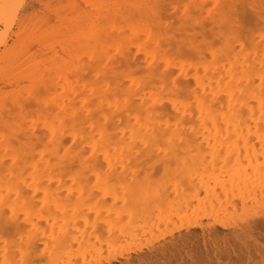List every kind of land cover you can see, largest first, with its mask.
Segmentation results:
<instances>
[{
    "label": "rangeland",
    "instance_id": "374dc122",
    "mask_svg": "<svg viewBox=\"0 0 264 264\" xmlns=\"http://www.w3.org/2000/svg\"><path fill=\"white\" fill-rule=\"evenodd\" d=\"M192 3L202 6L189 10L197 16L208 15L206 6L218 5L212 10L217 19L195 25L184 10ZM89 5L102 10L94 12ZM145 5H151V14L146 11L151 15L149 21L125 18L127 7ZM262 5L264 0H0V196L5 200L8 192L9 197L6 203L0 200V264H88L122 249L140 247L185 220L203 224L108 264H264ZM157 12L160 16L156 14V18ZM34 14L40 16L33 21L39 28L27 24ZM84 14L86 21L79 32L72 31L66 37L56 32L55 39L44 44L45 49L35 44L24 52L32 33L41 35L47 29L46 20L49 26L58 27L59 18L67 21V17L77 19ZM233 15L239 17L235 31L228 22ZM26 26L30 29L24 34ZM201 41L216 46L224 42L226 52L207 59L203 49L208 45ZM192 44H198L199 49L193 50ZM113 47L121 49V67L143 68L165 60L170 63L157 71L160 77L156 75L147 91L137 81L139 92L143 90L139 105L115 124L109 122L105 151L115 180L109 184L98 172V180L89 175L73 184L71 173L53 176L47 170L55 155L40 150L45 126L39 122L58 114L78 113L93 104L103 81V76L97 75L101 60ZM22 56L21 62L27 58L32 61L26 60L17 70L10 69V62ZM52 58L58 64L52 63ZM254 71L262 73L255 78ZM173 78L181 86V99L173 105L163 104L161 113L165 127H178L172 145L163 152L156 148L155 155L149 152L148 156L128 150L125 137L133 143L138 141L140 114L154 92L170 93ZM230 89L237 100L233 107ZM210 113L217 117L215 123L209 119ZM223 115L230 121L223 122ZM33 121L37 122L33 133L40 145L38 157H28L32 166L19 160L5 166L6 158L14 155L19 144L18 138H2L5 124L11 128L16 122ZM143 130L148 131L147 127ZM68 139L65 133L64 140ZM112 163L120 166L119 171ZM21 172L23 180L29 177L28 184L38 179L39 191L23 185L26 190H21L27 194L21 191L22 198L16 189L11 191L16 183L10 188L9 176L16 181ZM34 172L36 177L32 179ZM215 218L232 227H221L213 221Z\"/></svg>",
    "mask_w": 264,
    "mask_h": 264
},
{
    "label": "snow or ice",
    "instance_id": "6c2138e0",
    "mask_svg": "<svg viewBox=\"0 0 264 264\" xmlns=\"http://www.w3.org/2000/svg\"><path fill=\"white\" fill-rule=\"evenodd\" d=\"M200 7L201 5L198 3L184 6L187 18L195 25L217 19L212 10L216 9L218 5L206 6L207 16L193 15L189 11ZM226 7L233 6L228 5ZM261 17L264 18V5L261 8ZM228 22L233 26V31L239 28L238 15L231 16ZM200 43H207L208 45L206 49H203L207 59H211L215 55H223L227 49L224 42L220 43L219 46L207 41H201ZM191 47L193 50L199 49L198 44H192ZM120 59L121 49L119 47H113L102 58L97 75H102L103 81L100 82V88L93 104H89L88 107L83 108L78 113L58 114L39 122L45 126L43 147L40 150L55 155L54 163L49 166L48 170L51 171L53 176L69 172L73 184H75L77 178L88 177L89 175L98 180L97 173L99 172L107 183L110 184L115 180V174L111 172V161L105 152L110 138L108 133L109 122L115 124L125 112L132 111L139 104L141 95L137 88V81L147 91L156 78L157 71L164 69L170 63V61L165 60L155 66L145 64L143 68L135 66L121 67L118 63ZM180 93L181 86L175 78L170 82V93L154 92L153 97L148 101V107L140 114L142 121L140 138L133 143L125 137V147L127 149L132 152L139 150L145 156H148L149 152L155 155L156 148L163 152L165 148L172 145L178 127L173 128L171 124L165 127L164 117L161 114L163 111L162 105L165 103L173 105L174 101L178 102L181 99ZM153 104L157 107H153ZM176 123L178 126L179 117H177ZM36 125V121L32 123L16 122L15 126L11 128H9V124H5L2 138L7 140L19 139L14 155L6 158L5 166L16 164L18 160L21 164L27 163L29 156L33 160L37 158V148L40 145L36 143V137L33 133V128ZM145 127L148 129L147 133L143 130ZM21 131L23 135H21ZM65 133L69 136L68 140H64ZM51 158L50 155L49 159ZM149 163H152L151 159ZM119 167L117 165V171H119ZM48 171H46V175ZM44 195L47 197L46 192ZM52 198H55L54 194Z\"/></svg>",
    "mask_w": 264,
    "mask_h": 264
},
{
    "label": "bare ground",
    "instance_id": "6f19581e",
    "mask_svg": "<svg viewBox=\"0 0 264 264\" xmlns=\"http://www.w3.org/2000/svg\"><path fill=\"white\" fill-rule=\"evenodd\" d=\"M156 4V3H155ZM157 4H158V2H157ZM159 5V4H158ZM125 5H123V7H124ZM127 6V5H126ZM146 6H148V5H145L144 7L143 6H137V7H127L128 9L125 11V9H126V7H125V9H124V11L125 12H129L127 15L125 14V12H124V14H125V18L126 19H130V17L132 16V18H134V19H137V20H147V18L149 17L150 19H151V15L150 16H148V13L150 12V14H151V5H149L147 8H146ZM47 7V10H49L50 9V5H47L46 6ZM89 7L92 9V10H94V12L96 11L97 13H100L101 12V8H95V5H89ZM150 7V8H149ZM157 8H158V6H156ZM202 7V6H201ZM95 8V9H94ZM118 8V7H117ZM120 8V7H119ZM149 8V9H148ZM155 8V7H154ZM159 8H160V6H159ZM74 9V8H73ZM201 9V8H200ZM122 10H123V8H122ZM120 11V10H119ZM146 11L148 12V13H146ZM224 11H226V10H224ZM224 11H222V13L224 12ZM110 12V11H109ZM115 12V11H114ZM122 11H120L119 13H121ZM155 12H156V10H155ZM112 13V12H111ZM123 13V12H122ZM161 13V12H160ZM225 13V12H224ZM223 13V14H224ZM81 14V13H80ZM156 14H159L158 12L157 13H155V16H156ZM220 14V13H219ZM36 15V16H35ZM74 14H72V16H73ZM99 15V14H98ZM121 15V14H120ZM128 15H130V16H128ZM39 15H37V14H34L33 16H31L32 17V19L30 18L29 20H28V26H31L30 24H33V26L35 27V25L37 24V22H36V24H35V22L33 23V21L38 17ZM68 16V15H67ZM66 16V17H67ZM70 16V15H69ZM76 16H79V13H77V15ZM82 16V17H81ZM80 17H75V18H77V19H70V18H73V17H70L69 18V20H68V17H67V21H65L66 20V18H64V19H60L59 18V24H58V27H51V26H49V22H48V20H46V22L47 23H45L46 25H47V29L45 30V31H43L42 33H41V35H37V33L36 32H33L32 33V35H31V37H29V39H28V41L26 42V44H25V46H23V43H22V46H23V48H25V53H26V50L27 49H29L30 47L32 48V47H34L33 45H35V44H38V46H44V44L46 45V43H48L51 39H55V35L56 34H58V33H60L59 34V36L60 35H65V37L67 36V33H72V31L74 32V31H80L81 29H83L82 27H83V24L85 23V19H84V17H85V14L84 15H81ZM122 16V15H121ZM126 16H128L129 18H127ZM152 16H153V14H152ZM158 16V15H157ZM157 16H156V18H157ZM159 16H160V14H159ZM158 16V17H159ZM222 15H220V17H221ZM225 16V15H224ZM40 17V16H39ZM219 17V20L220 19H222V18H220ZM131 18V19H132ZM149 18H148V21H149ZM155 18V17H154ZM225 18V17H224ZM38 19H40V18H38ZM42 19V18H41ZM43 19H45V17L43 18ZM46 19H48V18H46ZM125 19V20H126ZM226 19V18H225ZM37 20V19H36ZM68 24H66L65 22ZM148 21H146V22H148ZM151 21H153V20H151ZM29 22H30V24H29ZM32 22V23H31ZM24 23V22H23ZM26 23V22H25ZM43 23V22H42ZM43 23V24H44ZM67 26H66V25ZM25 25V24H24ZM32 26V30H35L34 29V27ZM27 27V26H26ZM36 27H37V25H36ZM40 27V26H39ZM39 27H37V28H39ZM135 27V26H134ZM29 29H30V27H27V28H24V30L25 31H23L24 32V34L27 32V30L29 31ZM71 31V32H70ZM96 31V30H95ZM56 32H58V33H56ZM91 35V34H90ZM94 35V34H93ZM150 35V34H149ZM155 35V34H154ZM153 35V36H154ZM152 36V35H151ZM152 36V38H154ZM139 37V36H138ZM137 37V38H138ZM159 37L160 36H158L157 35V39H159ZM156 38V37H155ZM154 38V39H155ZM93 39V38H92ZM140 38H138V40H139ZM143 41V40H142ZM152 41V40H151ZM246 44V43H245ZM145 46H146V44H144ZM259 45V44H258ZM52 46H54V45H52ZM145 46H143V47H145ZM264 46V45H263ZM47 47H48V45H47ZM46 47V48H47ZM261 47V46H260ZM22 48V49H23ZM30 48V49H31ZM40 48V47H39ZM49 48H50V46H49ZM29 49V50H30ZM44 49H45V46H44ZM144 49V48H143ZM28 50V51H29ZM259 50V49H258ZM32 51V50H31ZM23 52V51H22ZM30 52V51H29ZM262 52V51H261ZM237 53V52H236ZM29 53L27 52V54L26 55H28ZM32 54V52H30V55ZM58 54V53H57ZM122 54V53H121ZM264 54V53H263ZM106 55V54H105ZM125 55H127V54H125ZM259 55H260V53H259ZM262 55V54H261ZM23 56H24V54H23ZM23 56H22V58H18V61H15V62H10L11 64L9 65V68L10 69H15L16 68V70H17V68H19V67H21L22 65H25L24 63H25V61L27 60V61H30L27 57V59H24L22 62H21V60L20 59H23ZM52 57V56H51ZM57 57V56H56ZM124 57H127V56H124ZM251 57V56H250ZM254 57V56H253ZM30 58H32V56L30 57ZM48 58V57H47ZM58 59H60V57H59V55H58V57H57ZM237 58V57H236ZM33 59V58H32ZM51 59V58H50ZM53 59V61H52V63L54 62L55 64H58L57 63V60L56 59H54V58H52ZM262 59V58H261ZM34 60V59H33ZM48 60V59H47ZM241 60V59H240ZM32 61V60H31ZM30 61V62H31ZM49 62H50V60H48ZM59 61H62V60H59ZM169 61V60H168ZM258 61V60H257ZM246 62H247V60H246ZM235 63V62H234ZM233 62H232V65H234L235 66V64H234ZM155 64V63H154ZM261 64V63H260ZM153 65V64H152ZM232 67V69L233 70H235L234 68L235 67ZM241 66H242V62H241ZM261 66V65H260ZM239 67V66H238ZM262 67V66H261ZM264 68V67H263ZM34 68H32V70H33ZM260 69V68H259ZM60 70V69H59ZM66 70V69H65ZM62 70H60V72H61ZM162 71V70H161ZM182 71V70H181ZM252 71V70H251ZM35 72V71H34ZM66 72V71H65ZM159 72V71H158ZM164 72V71H163ZM261 73H262V71H260ZM264 72V71H263ZM162 73V72H161ZM254 73H255V78L256 77H259V75L261 74V73H256L255 71H254ZM254 73H253V75H254ZM33 74V73H32ZM61 74H62V76H64L65 77V75H66V78H67V74L66 73H63V72H61ZM71 74V73H70ZM69 74V75H70ZM166 74V73H165ZM218 74H220V72L218 73ZM239 74V73H238ZM257 74H259L258 76H257ZM170 75V74H169ZM237 75V74H236ZM35 76H36V74H35ZM35 76H31V77H35ZM157 76H159V75H157ZM195 76V75H194ZM263 79H262V82H263V80H264V75H263V73H262V75H260ZM41 77H43V76H40L39 78H41ZM160 77V76H159ZM159 77H157L158 78V80H159ZM167 77V76H166ZM197 77V76H196ZM222 77V76H221ZM246 77V76H245ZM261 77H260V80H261ZM249 78V77H248ZM250 78H253L252 76L250 77ZM36 78H33V80H35ZM199 79V78H198ZM254 79V78H253ZM30 80V79H29ZM37 80H39L40 81V79H37ZM41 80H43L44 81V78H42ZM200 80V79H199ZM198 80V81H199ZM242 80V79H241ZM249 80H251V79H249ZM160 81V80H159ZM42 82V81H41ZM199 82H201V81H199ZM209 82V81H208ZM260 82V81H259ZM37 83H39V82H37ZM242 83V82H241ZM261 83V82H260ZM264 83V82H263ZM32 84H34L33 82H32ZM31 84V85H32ZM41 84H43V82L41 83ZM200 84V83H199ZM201 84H202V82H201ZM262 84V83H261ZM261 84H259L258 86L261 88ZM263 85V84H262ZM205 86V85H204ZM30 88H31V86H29ZM140 88V87H139ZM231 88V87H230ZM243 88V87H242ZM247 88H248V86H247ZM229 89V88H228ZM258 89V88H257ZM203 90H204V88H203ZM202 90V91H203ZM220 90V89H219ZM143 91V90H142ZM142 91H140L141 93H143ZM217 91V90H216ZM215 91V92H216ZM221 91H223V90H221ZM233 90H229V93H230V95L232 96V98H231V102L230 101H228V106L227 107H229V102L231 103V107H233L234 105H235V103L237 102V100H235V98H234V95H233V92H232ZM254 92V91H253ZM222 93V92H221ZM203 94V93H202ZM205 94V93H204ZM206 95H208V94H206ZM212 95V94H211ZM215 95H217V94H215ZM213 96V95H212ZM214 97H216V96H214ZM202 98V97H201ZM90 101V100H89ZM147 101V100H146ZM206 102V101H205ZM17 103V102H16ZM15 103V104H16ZM90 103V102H89ZM14 104V103H13ZM70 104V103H69ZM245 104H247L246 102H245ZM81 105V104H80ZM83 105V104H82ZM81 105V106H82ZM139 105V104H138ZM70 106V105H69ZM85 106V105H84ZM141 106H143L142 104H141ZM140 106V107H141ZM145 106V105H144ZM71 107V106H70ZM78 107H79V105H78ZM80 108V107H79ZM78 108V109H79ZM142 108V107H141ZM146 108V107H145ZM205 108V107H204ZM203 108V109H204ZM0 109H1V107H0ZM73 109V108H72ZM184 110H185V108H184ZM73 111V110H72ZM207 111V110H206ZM77 112V111H76ZM66 113V112H65ZM212 114L213 113H210V114H208L209 116V119H212L211 120V122L213 121L214 123H215V121H216V116H212ZM210 115L212 116L211 118H210ZM200 116V115H199ZM256 116V115H255ZM207 117V116H206ZM257 117V116H256ZM124 118V117H123ZM202 118V117H201ZM223 122L225 121H230V117H228V116H224L223 115ZM233 118V117H232ZM203 120H205L206 118H202ZM222 119V118H221ZM256 119H258V117L256 118ZM218 122V121H217ZM222 122V121H221ZM195 124V123H194ZM213 124V123H212ZM214 126V125H213ZM216 126V125H215ZM218 126V125H217ZM217 128V127H216ZM134 129V128H133ZM126 130V129H125ZM135 130V129H134ZM195 130L196 129H193V131L195 132ZM131 132H132V130H131ZM130 132V133H131ZM136 132V131H135ZM193 132V133H194ZM185 133V132H184ZM139 134V133H138ZM177 135V134H176ZM183 135H187V134H183ZM188 136V135H187ZM186 136V138H188ZM206 137H208V136H206ZM209 138V137H208ZM124 139V138H123ZM181 139H182V137H181ZM114 140V139H113ZM117 140V139H116ZM137 141V140H136ZM135 141V142H136ZM183 141H184V139H183ZM115 142V141H114ZM134 142V141H133ZM117 144H118V142H117ZM129 150V149H128ZM106 152V151H105ZM49 154V153H48ZM109 154V153H108ZM150 154H151V152H150ZM149 154V155H150ZM44 155V154H43ZM52 155V154H51ZM40 156V155H39ZM109 156H111L110 154H109ZM38 157V156H37ZM45 158H47V155L46 156H44ZM44 157H43V159H44ZM112 157V156H111ZM54 158V157H53ZM110 158V157H109ZM115 159V158H114ZM40 160V159H39ZM38 161V160H37ZM42 162V161H41ZM45 161H43V163H44ZM28 163V162H27ZM54 163V162H53ZM116 163V162H115ZM28 164H31V166H32V163H28ZM28 164H26L25 163V165H27L28 166ZM112 164H114V163H112ZM42 165V164H41ZM46 165V164H45ZM49 166L51 165L50 163L48 164ZM115 165V164H114ZM113 165V166H114ZM117 165V164H116ZM115 165V166H116ZM34 166L35 167H37L36 166V163L34 164ZM47 166V165H46ZM114 166V167H115ZM2 168V167H1ZM11 168V167H10ZM21 168V167H20ZM42 168V167H41ZM48 168V167H47ZM46 169V168H45ZM5 171L7 170V169H4ZM10 170L11 169H9V172H10ZM22 170V169H21ZM24 170V169H23ZM22 170V171H23ZM34 170H35V168H34ZM47 170H49V169H47ZM46 170V171H47ZM26 171V170H25ZM28 171V170H27ZM33 171V170H32ZM32 171H30V172H32ZM42 171H44V170H42ZM42 171H40L41 173H43ZM8 172V173H9ZM36 172V171H35ZM34 172V173H35ZM22 174H19L20 176H18V178H17V180L15 181V180H13V179H16V178H13V179H11V177L9 176V184H7L8 186H11L10 188H12L13 186L11 185V183H13V185H15L14 183H16V185L12 188V190L11 191H13V189L15 190V192L18 194V196H20L21 197V195H20V192L24 189V190H26L25 188H23V185H25V186H29V187H32V188H35V190L37 191H39V189L37 188V186H38V183H36V180L38 181V179H36V180H34V181H31V183H27L26 182V180L28 181V179L27 178H29V177H25L26 179L25 180H23V178H24V176H23V172H21ZM10 174H12V173H9V175ZM6 175H8L7 173H6ZM16 175H18V174H15V176ZM25 175V174H24ZM30 175H32V173L30 174ZM35 175V176H34ZM33 176H34V178H32V179H35V177H36V173L34 174ZM46 175V174H45ZM44 175V176H45ZM48 175V174H47ZM46 175V176H47ZM14 176V177H15ZM22 176V177H21ZM41 176V175H40ZM22 179H21V178ZM10 179H11V181H10ZM5 180V179H4ZM8 180V179H7ZM13 180V181H12ZM20 181V183L19 182H17V181ZM29 181H30V179H29ZM28 181V182H29ZM40 181V180H39ZM0 182L3 184V182L0 180ZM17 183H18V186H17ZM42 183V182H41ZM36 184H37V186H36ZM6 185V184H5ZM20 185H22V188L20 187ZM3 186V185H2ZM16 186H17V188H16ZM46 187V186H45ZM3 188H4V186H3ZM6 188V187H5ZM10 188H8V189H10ZM19 188V191L17 190ZM40 188V187H39ZM1 189H2V187H1ZM7 189V188H6ZM22 189V190H21ZM23 190V191H24ZM41 190V189H40ZM3 191H4V189H3ZM9 191V190H8ZM22 191V192H23ZM2 192V191H1ZM3 193V192H2ZM5 193V192H4ZM26 193V192H25ZM24 192L22 193V195L23 194H25ZM27 194V193H26ZM7 195H8V192H7ZM6 195V199L5 200H3V197H1L0 196V198H2V199H0V200H2V201H6L7 200V198H9L8 196ZM29 195V194H28ZM11 197V196H10ZM19 197V198H20ZM22 198V197H21ZM6 202H8V200L6 201ZM5 202V203H6ZM3 203V202H2ZM1 204V203H0ZM4 205V204H3ZM2 205V206H3ZM188 206V205H187ZM2 209V208H1ZM213 221H215L218 225H220L221 227H223V228H229V227H232V225L230 224V223H227V222H224V221H222V220H219V219H213ZM179 222H177V224H178ZM203 223H201L200 224V222H198V221H194V220H188V221H186L185 220V222H180V224H178V225H176V227L174 228V229H171L170 231H168V232H165L164 234H161V235H158L156 238H153V239H151V240H149L146 244H144V245H141L140 247L138 246V247H133L132 249L131 248H128V249H122V250H120V251H117V252H113V253H111V254H109L108 256H106V257H104V258H100V259H98L96 262H89L88 264H108V263H111V262H113V261H117V260H119V259H122V258H125L126 256H127V254H129V253H138L139 251H142V250H145V249H147V248H151L152 246H156L157 244H159V243H161L163 240H165L167 237H170V236H173L175 233L177 234L178 232H180V231H183V230H186V229H188V228H193V227H201V225H202ZM238 224L236 223V226H237ZM238 227V226H237ZM234 228V227H233ZM236 228V227H235ZM66 241V240H65Z\"/></svg>",
    "mask_w": 264,
    "mask_h": 264
}]
</instances>
